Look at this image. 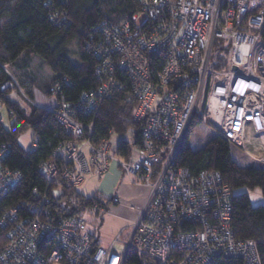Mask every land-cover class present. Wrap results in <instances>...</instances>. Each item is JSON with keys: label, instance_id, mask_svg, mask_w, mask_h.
Here are the masks:
<instances>
[{"label": "built area", "instance_id": "1", "mask_svg": "<svg viewBox=\"0 0 264 264\" xmlns=\"http://www.w3.org/2000/svg\"><path fill=\"white\" fill-rule=\"evenodd\" d=\"M142 4L131 21L95 29L90 50L98 61L99 86L84 93L77 107L60 103L52 109L72 141L40 165L48 187L78 188L87 176L102 177L116 163L131 184L149 190L140 216L128 237L119 233L105 249L90 230L88 211L56 225L39 215L21 219L17 211L4 212L0 225L8 227V240L0 248V264H211L217 258L261 264L256 242L234 236L232 193L222 174L194 175L176 166V158L189 133L199 132L209 137L202 149L223 137L254 167H264V0ZM216 40L227 49L220 68L212 66ZM0 68L9 73L6 65ZM120 75L131 80L139 100L135 120L144 122L141 138L129 133L117 145L112 138L96 143L94 122L85 125L77 115L96 114L103 100L123 87ZM62 84L71 81L64 78ZM62 84L51 85V92ZM16 85L13 79L1 91L9 88V97L20 105L23 98L33 104ZM3 110L0 101L1 124ZM9 115L16 120L13 111ZM122 142L131 146L127 157L118 154ZM6 156L2 147L0 202L22 177L4 165ZM48 202L44 197L43 204ZM112 203L118 204V197ZM118 245L124 252L116 250Z\"/></svg>", "mask_w": 264, "mask_h": 264}, {"label": "trees", "instance_id": "2", "mask_svg": "<svg viewBox=\"0 0 264 264\" xmlns=\"http://www.w3.org/2000/svg\"><path fill=\"white\" fill-rule=\"evenodd\" d=\"M143 10L142 0H2L0 2V64L6 65L9 73L0 68V101L6 107L11 126L0 123V149L5 147L7 156L4 165L21 174L16 187L0 202V218L7 211H17L21 219L39 215L41 220L56 225L60 219L95 212L98 225L92 233L99 240L102 219L111 200L97 193L92 197L81 194L77 188L53 184L48 187L40 171V165L53 157L55 149L72 138L57 122L53 110L36 107L34 89L25 85L23 74L27 73L36 58L46 63L53 74L52 85L68 78L71 84H62L56 94L51 89L46 94L60 103L77 107L84 93L96 89L95 78L98 64L90 45L97 39L95 29L102 24L119 26L131 21ZM56 16V19H52ZM65 19V20H63ZM77 44L76 59L68 50L71 43ZM224 42L214 44L212 66L224 65L226 55ZM13 75L23 93L33 103L27 109L9 97V88L1 91L13 80ZM123 87L113 91L103 100L98 112L92 116L77 115L85 125L94 122V142L111 139L127 132L140 140L144 122L136 121L139 100L132 92V83L126 75H120ZM32 82V81H31ZM13 111L14 117L9 115ZM27 130L35 134L36 148L25 151L19 143ZM130 144L122 142L118 154L127 157ZM234 145L219 137L207 148L195 150L188 136L182 144L176 166L197 175L201 171H219L232 193L231 228L237 240H254L261 264H264V205L254 206L250 196L242 190L260 189L264 197V167L241 166L235 160ZM44 197L48 203L43 204ZM95 206L97 209L95 210ZM102 211V212H101ZM104 212V213H103ZM100 218V219H99ZM8 227L0 225V248L7 243ZM100 243V241H99ZM98 244V242H97ZM100 245V244H98ZM133 261L136 258L132 256ZM211 264H244L242 260L217 258Z\"/></svg>", "mask_w": 264, "mask_h": 264}, {"label": "rangeland", "instance_id": "3", "mask_svg": "<svg viewBox=\"0 0 264 264\" xmlns=\"http://www.w3.org/2000/svg\"><path fill=\"white\" fill-rule=\"evenodd\" d=\"M68 50L70 52V55L74 59H76V54L75 53L77 52V44L74 43V42L71 43L68 46ZM8 71H9V69H8ZM23 78H24L23 81H24L25 85L29 84V85H31L30 89H34L35 106L37 105L36 107H40V108L46 109L47 111H51L52 109L55 110V106H56L55 98L53 96H49V95L46 94V91L48 89H51V85H52V81H53V74L50 71L49 67L46 65V63L44 61H42L40 58H36L34 60V62H33L32 68L27 73L23 74ZM12 79H14V81L17 84L15 89H22V87L19 84V81L13 75H12ZM23 99L21 100V102H22L21 103V105H22L21 107L26 109L28 105L26 103H23ZM3 116H4V119H5V126L7 128H9L11 126V121H10V119L8 117V112H7L6 107H4ZM191 135H192V133L190 132L188 136L190 137V143H191L193 149H195V150L202 149L204 147L205 143L207 141H209V137L205 136L202 133H199V132L198 133H196V132L194 133L193 132V136L192 137H191ZM130 136H132V135H130ZM120 137L129 138V133L127 132L125 135H121V136L114 135L112 137V141L111 142L114 145H117V143L121 140ZM35 140H36V137H35L34 132L32 130H27L26 132H24L20 136L19 143H20V145L22 146V148L25 151L30 152L33 149V144H34ZM262 143L264 144V137L262 139ZM115 160H116V162H119V163L124 162V159L121 158V157H117ZM235 160L241 166H245V167L253 166V163L250 160V158L244 156V154L236 153L235 154ZM111 164H112V166L113 165L114 166L117 165L114 162L111 163ZM121 172H122V175H123V180L125 182H127L129 185L136 186V185H133V184L130 183L128 178L124 176L123 171H121ZM105 175H103L102 177H104ZM102 177H96L94 175L87 176L85 178L84 183L81 184V186H79L77 188V190L81 194H84L87 197H92V196L96 195L97 193H99L100 195H101V193H103V194H105V196L107 195L108 198H110L111 195L108 192L107 186H106V184L103 181L104 178H102ZM137 187H139V186H137ZM140 188L147 189L146 187H140ZM147 191H148V194H147L146 197L148 198L149 190L147 189ZM242 192H246V193L249 194L251 202H252V204L254 206L264 205V197H263V194H262L260 189H258V188L253 189V190H246L245 189V190H242ZM107 196H106V198H107ZM147 198H145V199L147 200ZM118 200L120 202V198L119 197H118ZM146 200L144 202V205L146 203ZM144 205H143V207H144ZM143 207H142V209H143ZM139 216H140V212L138 213V216H137L136 220L131 225H129V227L127 229H122L116 235H118L119 233L124 231L122 236L125 237V238L128 237L132 225L137 221ZM87 219H88L90 230L92 231L93 230L92 227L94 226V224L98 225V221L95 222V220L97 219L95 212H93L91 214H88L87 215ZM102 224H103L102 228H100V231H99V240H100V236L103 235V232L107 229L108 225H109L108 232H110V231H112L114 229V227H116V225H119L121 223H118V221L113 220V219H112V222H111L109 216L107 215V216L103 217ZM126 232H129L127 236L125 235ZM108 247L109 246H106V247L102 246V248H108ZM123 248H124L123 246L118 245L116 247V250L118 252L122 253V252H124Z\"/></svg>", "mask_w": 264, "mask_h": 264}, {"label": "crops", "instance_id": "4", "mask_svg": "<svg viewBox=\"0 0 264 264\" xmlns=\"http://www.w3.org/2000/svg\"><path fill=\"white\" fill-rule=\"evenodd\" d=\"M103 181L107 186V190L110 193V198H106L105 194L101 193V195L108 199L113 200L115 197L120 198V202L118 204L109 203L107 204L105 216H109L111 222L112 219L121 223L116 225L114 229L108 232L109 225L107 229L103 232V235L100 236V244L101 247L110 246L116 236V234L122 229H127L129 225H131L137 218L138 213L142 209L145 198H147L148 191L145 188H140L137 186L129 185L127 182L123 180V175L118 167V165L111 164L109 172L102 177ZM81 186V185H80ZM103 225V224H102ZM102 228V227H101ZM129 232H126L127 236ZM106 249V248H105Z\"/></svg>", "mask_w": 264, "mask_h": 264}]
</instances>
